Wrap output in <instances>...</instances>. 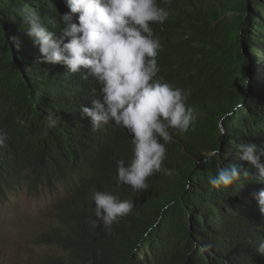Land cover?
I'll use <instances>...</instances> for the list:
<instances>
[{
  "label": "trees",
  "instance_id": "16d2710c",
  "mask_svg": "<svg viewBox=\"0 0 264 264\" xmlns=\"http://www.w3.org/2000/svg\"><path fill=\"white\" fill-rule=\"evenodd\" d=\"M170 5L163 27L154 28L161 42L157 78L190 91L187 102L196 119L187 149L171 165L174 174L152 187L140 220L110 231L92 226V196L119 188L116 163L130 159L131 136L107 126L92 132L90 120L82 118L81 106H90L91 89L98 87L92 78L69 82L55 70L40 73L26 60L31 46L22 11L35 10L51 25L65 13L64 1L0 0V111L5 117L0 134L7 137L0 181H13L27 170L31 191L61 184L67 192L53 210L63 233L53 229L38 238L64 255L38 264H264L256 250L264 240L262 221L238 243L242 248L231 253L234 261L219 263L211 255L213 244H233L212 227L245 192L208 183L218 167L242 168L235 143L259 146L264 136V87L248 60L254 42L264 44V0H173ZM260 61L258 79L264 57ZM49 117L60 120L45 134ZM213 150L220 159L205 163Z\"/></svg>",
  "mask_w": 264,
  "mask_h": 264
},
{
  "label": "clouds",
  "instance_id": "9594fccd",
  "mask_svg": "<svg viewBox=\"0 0 264 264\" xmlns=\"http://www.w3.org/2000/svg\"><path fill=\"white\" fill-rule=\"evenodd\" d=\"M63 1L65 13L59 14L58 20L49 21L51 25L45 24L35 10L25 8L22 11V26H26L31 46L25 57L30 67L42 74L55 70L69 82L92 78L98 87L91 89L90 106H81L82 118L90 120L92 132L107 126L126 129L131 136L130 159L126 163L123 160L116 163L114 180L119 188L110 193L96 191L92 196L96 218L91 221L92 226L102 225L112 231L121 224L140 220L152 187L174 174L171 165L177 164L182 151L187 149L185 140L196 119L194 109L187 102L190 91L157 78L161 42L154 28L163 27L169 16L165 9L173 0ZM11 40L12 44L17 43L14 38ZM263 47L264 44L260 46L254 42L248 60L256 80L264 87V72L259 71L263 74L259 79L256 72L264 57ZM4 119L0 111V133ZM59 120V117L47 118L45 134L47 129L56 128ZM17 123L23 121L17 118ZM221 127L224 134L226 129L223 124ZM6 139V135L0 134V152L7 150ZM259 141V146L243 142L234 144L243 161L242 168L236 165L218 167L216 174L208 176V183L214 189L231 188L238 192L243 189L245 192L244 197L226 209L224 218L213 223L212 233L233 240L227 247L212 245L211 255L219 263L234 261L231 253L242 248L238 243L246 242L258 222H264V136ZM220 155L213 150L205 163L207 159L219 160ZM26 176L27 170H21L15 180L0 181V200L6 199L13 189L28 187ZM59 187L63 189L64 200L67 192L61 184L52 189L43 186L39 191L28 189L33 193H55ZM58 203L50 210L51 229L43 233L53 229L63 233L53 216ZM35 242L54 253L46 254L34 264L46 257L64 255L54 246L38 239ZM256 250L258 255L264 256V240Z\"/></svg>",
  "mask_w": 264,
  "mask_h": 264
},
{
  "label": "rangeland",
  "instance_id": "374dc122",
  "mask_svg": "<svg viewBox=\"0 0 264 264\" xmlns=\"http://www.w3.org/2000/svg\"><path fill=\"white\" fill-rule=\"evenodd\" d=\"M63 189L55 193L31 192L26 185L8 192L0 200V264H34L54 251L35 241L51 228V208L62 200Z\"/></svg>",
  "mask_w": 264,
  "mask_h": 264
},
{
  "label": "water",
  "instance_id": "95a60500",
  "mask_svg": "<svg viewBox=\"0 0 264 264\" xmlns=\"http://www.w3.org/2000/svg\"><path fill=\"white\" fill-rule=\"evenodd\" d=\"M223 129H224V127H223ZM224 131H225V129H224Z\"/></svg>",
  "mask_w": 264,
  "mask_h": 264
},
{
  "label": "bare ground",
  "instance_id": "6f19581e",
  "mask_svg": "<svg viewBox=\"0 0 264 264\" xmlns=\"http://www.w3.org/2000/svg\"><path fill=\"white\" fill-rule=\"evenodd\" d=\"M49 229H51V228H49ZM47 231V230H46Z\"/></svg>",
  "mask_w": 264,
  "mask_h": 264
}]
</instances>
